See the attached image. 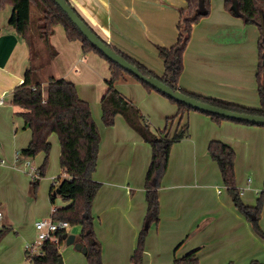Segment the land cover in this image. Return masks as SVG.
<instances>
[{"label": "crops", "instance_id": "obj_1", "mask_svg": "<svg viewBox=\"0 0 264 264\" xmlns=\"http://www.w3.org/2000/svg\"><path fill=\"white\" fill-rule=\"evenodd\" d=\"M68 1L106 42L142 63L155 74L163 76L164 62L159 56L157 46L170 47L176 43L179 10L187 6L186 0ZM12 13V5L0 10V115L3 117L0 124L7 120V108L12 104L13 90L23 82L26 69L35 59L32 57L30 46L10 25ZM36 34H33L35 39ZM259 38L260 30L256 25L247 24L241 17L228 12L224 4L214 6L211 3L210 14L194 25L191 40L184 53V71L179 86L207 98L259 108L260 97L256 80ZM50 41L57 51L52 60L49 56L50 50L35 40V47L39 48L43 57V62L37 61L36 58L39 63L37 67L40 68L37 78L43 85L51 78L71 81L76 84L79 97L90 104V99L82 95L79 81L82 71L79 65L89 60L100 64L104 70H108L106 82L111 77L109 63L95 52L84 53L82 43L69 40L61 25L54 27ZM70 64L72 68L68 69ZM49 67L50 74L44 78L42 71L48 70ZM73 70L80 75L73 74ZM119 83L129 84L138 93H148L132 76L121 79ZM120 88L117 86V89L141 110L143 105L135 97L123 93ZM148 94L156 105L159 117L167 116L168 119L178 113V106L167 102L163 95L155 91ZM15 107L18 108L16 115L20 116L22 109ZM192 119L203 123L204 130L200 140L202 149L204 143L206 151V145L212 140H218L235 150L236 188L241 191L245 204L255 206L259 198L257 196L264 189V126L231 119L218 123L207 114L191 110L177 117L175 131L186 124L189 126V120L191 122ZM95 122L100 130L99 124L96 120ZM126 127L128 134L134 131L141 138L128 123ZM23 128L29 129L25 123ZM161 128L157 127L162 130ZM188 137H191L190 133ZM192 142L196 151L197 143L195 140ZM144 162V156L135 153L131 162L135 168L134 172L131 168L124 172L121 168L118 170V162L114 161L112 155L104 157L102 163L107 172L104 182L109 188L100 198L96 195L92 208L95 225L99 216L112 208L122 211L112 219L116 225L124 221L131 223L136 229L143 225L147 212L145 177L148 170ZM99 164L101 165L100 162ZM202 173L200 176H192L183 171L167 172L159 189L160 220L157 229L164 240H169L171 247L176 246L173 263L176 258L194 249L198 250L199 264H237L235 259L241 258L240 255L251 256L249 254L254 255L252 260L264 261V239L256 234L252 223L235 207L229 190H225L228 189L227 186H221L222 175L220 176L213 164ZM98 178L94 180L98 181ZM196 181L202 183H194ZM70 204L71 201H66L61 207ZM0 212L1 220L4 217L2 208ZM259 224L264 230V206ZM3 227L10 229L5 224L0 229ZM77 250L81 251L78 257L82 264L86 260L85 255L81 249ZM126 251L121 254L124 255ZM129 251L128 254H131V248ZM180 251L182 255L177 256ZM115 256L117 258V254ZM160 257L163 261L166 256L160 254Z\"/></svg>", "mask_w": 264, "mask_h": 264}, {"label": "trees", "instance_id": "obj_2", "mask_svg": "<svg viewBox=\"0 0 264 264\" xmlns=\"http://www.w3.org/2000/svg\"><path fill=\"white\" fill-rule=\"evenodd\" d=\"M186 1L187 6L179 10L180 19L177 24L178 37L176 43L170 47L157 46L159 56L164 62L165 72L163 76L155 74L115 46L111 44L109 46L137 66L144 75L159 78L175 91L179 90L198 100L229 110L264 116V0H225V9L228 12L241 17L247 24L256 25L260 30L259 60L256 72L260 97L259 108L207 98L179 86L180 77L184 71V53L191 40L194 25L211 12V0ZM7 5L13 6V13L9 20L10 25L30 46L33 55L38 53L31 32V8L35 5L42 14L39 19L37 35L50 50L51 60L55 58L57 51L51 45L50 37L54 32V27L62 25L69 40H78L82 43L84 53L95 52L108 61L111 77L106 81L107 90L101 99L102 121L106 126H112L116 116L120 114L128 125L150 145L152 156L145 177L147 201L145 223L147 226L153 222L158 223L160 220L159 189L168 169L172 146L189 136L188 124L180 130H176L171 136L168 123L174 124L181 114L195 109L168 97L108 59L79 31L54 0H0V10ZM235 6L238 8V12L235 11ZM75 11L92 28L76 8ZM92 30L101 40L106 42L93 28ZM39 70L40 68L34 65L26 69L23 82L13 90L11 95V103L22 109L19 115L23 118L25 126L31 131L30 142L20 151V154L23 157H35L41 152L45 153L46 158L38 168V175L32 182L37 188L40 177L45 175L52 145L50 137L53 133L58 135L62 148L60 164L66 178H57L54 181L50 189V198L54 203L57 196L60 195L65 200L71 201V204L56 208L52 218L54 220H66L72 226H81L82 230L80 235L76 237V243L82 245L88 264H103L102 244L96 236L95 219L92 214L96 195L102 186L93 178L98 165L101 142L100 130L93 118L90 104L79 97L75 83L63 78H51L46 85H43L40 81L35 80ZM127 76H132L147 90L160 93L178 106V113L167 119L165 129H153L134 102L117 89L116 83ZM199 112L211 116L218 123L228 119L203 111ZM241 123L253 125L247 122ZM208 151L219 166L224 184L232 196L235 207L252 223L256 234L264 239V230L259 224L264 206V189L260 192L255 206L245 204L241 198V191L236 188L235 150L222 141L212 140L208 145ZM57 189H59V193H57ZM8 230V227L0 229V242ZM63 234V232L57 234L61 238L59 243L47 240L41 245L40 253H28L27 257L31 264H59ZM145 235L146 232H142L141 236L144 237ZM197 252L198 250L194 249L180 258H176L174 264H199ZM142 254L143 240L131 257L133 264H142ZM250 264L264 263L254 260Z\"/></svg>", "mask_w": 264, "mask_h": 264}, {"label": "rangeland", "instance_id": "obj_3", "mask_svg": "<svg viewBox=\"0 0 264 264\" xmlns=\"http://www.w3.org/2000/svg\"><path fill=\"white\" fill-rule=\"evenodd\" d=\"M211 3L214 6L224 4L225 7V0H211ZM39 19L40 11L33 5L31 8L32 34L37 33ZM36 39L38 43L40 41V44H44L38 35ZM36 39L34 38V44ZM36 50L38 51V53L36 52L38 55H32L35 59L32 60V64H30L29 67L33 65L37 66L39 64L37 61L43 62L42 52L39 53V48H36ZM102 60L106 59L103 58ZM50 68L51 67H49L48 70L42 71V76L44 78L50 74ZM71 68L72 64L68 66V69ZM79 69L82 71L79 78L82 95L90 99L93 117L100 127L101 142L99 146L98 164L100 162L101 165H97L98 170L96 169L93 174L94 178L99 177V180H97L102 184L97 194L100 198L103 196L105 190L109 188H107L108 185L104 182L107 172L104 170L102 162L105 156H113L114 161L116 160L118 162V164L116 163L118 170L121 168L126 172L127 168H131V171L134 172V165L131 164L133 154H142L145 159L144 165L148 168L152 151L150 145L142 140L134 131H132L131 134L125 131L127 123L122 115L119 114L116 116L115 123L112 126H106L103 123L101 97L107 87L105 78H108V70H104L100 64L91 60L83 65H79ZM72 73L77 76L80 75L74 70ZM35 80L39 81L37 76ZM119 82L120 80L117 82L118 84L116 83V87H121L120 89H122L123 93L135 97L137 101L143 105L141 110L145 114L146 121L150 126L153 129H157L158 126L162 127V130L165 129L167 126V116L159 117L156 105L148 94L154 91L147 90L148 93H138L129 84H120ZM8 100L9 98L6 100L7 103ZM165 100L173 103L168 98ZM138 102L136 103L138 104ZM17 110L18 108L11 104L10 107L7 108V120L0 124V208H2L4 212V217L0 220V227L4 224L10 227L0 242V264H31L27 257L28 253L26 255V245L27 243L35 242L36 248L38 249L41 244L38 239L35 223L40 220L52 218L54 210L60 208L67 201L60 195L57 196L54 203L50 198V188L54 181L57 180V178H66L60 164L62 148L58 135L53 133L50 137L52 145L48 155L45 175L40 177L36 188L32 184L34 170L43 164L46 155L43 152L35 157H23L21 154L19 155V150L25 147L30 140V130H25L23 128L24 120L22 117L16 115ZM1 121H3V117L0 115V122ZM172 124V122L168 123L171 136L176 132L174 128L175 122L173 125ZM189 126L191 137L183 138L172 146L166 174L167 172L183 171L192 176H200L203 174L202 172L210 169L213 164L221 176V171L217 162L213 160L209 154L208 145H206L207 152L204 150L205 143L203 144V149L200 146V140L204 130L203 123L195 122V120L192 119L191 122L189 120ZM187 139H190V142L187 141ZM191 140H195L197 143L196 147H198V149L196 151H194V142ZM203 153H206L207 156H204ZM243 157H245V155ZM221 182H223L221 186H224L223 179ZM194 183L199 184L202 182L196 181ZM259 196L260 194L257 197ZM118 213H122L119 208L108 210L105 214L99 216L95 225L96 236L103 245V264H129L130 262L133 264L132 260H130L133 255L132 252L134 253L140 245L141 240H143L142 264H161L162 257H160V254L166 256L162 264H174L172 257H174L176 246L175 248L171 247L169 245V240H164L163 236L158 232L157 225L159 223L153 222L147 226L144 219L143 225L138 229L130 222V224H128L126 221L123 223L119 222L116 225L115 222H112V219L117 216ZM81 230V226L71 225L67 231L69 234L78 236ZM144 231L146 235L143 237L141 234ZM126 248L128 249L127 251ZM130 248L131 254H128ZM123 251H126L124 255L121 254ZM181 251L177 256L182 255ZM60 253L64 264H81L78 257L81 251L77 250V245L62 243L60 245ZM116 254L117 258L115 256ZM249 255L251 256L240 255L241 258L235 259L234 261L237 264H250L254 261L252 260V256L254 255ZM255 260L264 263L263 260ZM86 262L87 258L82 264H86Z\"/></svg>", "mask_w": 264, "mask_h": 264}, {"label": "water", "instance_id": "obj_4", "mask_svg": "<svg viewBox=\"0 0 264 264\" xmlns=\"http://www.w3.org/2000/svg\"><path fill=\"white\" fill-rule=\"evenodd\" d=\"M54 1L61 8V10L67 14L69 19L76 25L79 31L91 42V44L94 45L99 51H101L108 59H110L114 63H117L124 70L133 74L140 80L148 83L155 89L166 94L168 97L175 99L176 101L181 102L195 110L207 112L213 115H218L235 121L247 122L255 125L264 126L263 115L233 111L224 107H219L198 100L179 90H173L170 86L162 82L159 78L144 75L137 66L129 62L112 47H110L108 42H104L103 40H101L100 37L92 30V28H90L89 25L79 16V14L75 11V8L70 4L68 0ZM235 11L238 12L237 6H235ZM57 193H59V189H57ZM62 238L67 245L75 244L77 245V248L81 249L84 253L82 245L76 243V236L74 234H69L68 232H66L63 234ZM59 264H64L62 257L59 259Z\"/></svg>", "mask_w": 264, "mask_h": 264}, {"label": "built area", "instance_id": "obj_5", "mask_svg": "<svg viewBox=\"0 0 264 264\" xmlns=\"http://www.w3.org/2000/svg\"><path fill=\"white\" fill-rule=\"evenodd\" d=\"M37 175H38V168L34 170L33 179H35ZM1 217H2V212H0V218ZM70 226H71L70 223L66 220H54L53 218L37 221L35 223V228L36 231L38 232V239L41 242L40 248L38 249L36 248L35 242L27 243L26 253L29 254L40 253L41 245L43 244V242L47 240L59 243L61 241V238L57 234L59 232H63V233L68 232L67 230Z\"/></svg>", "mask_w": 264, "mask_h": 264}]
</instances>
